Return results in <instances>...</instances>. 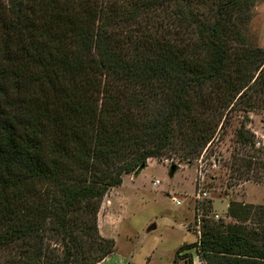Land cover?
Listing matches in <instances>:
<instances>
[{
    "label": "trees",
    "instance_id": "obj_1",
    "mask_svg": "<svg viewBox=\"0 0 264 264\" xmlns=\"http://www.w3.org/2000/svg\"><path fill=\"white\" fill-rule=\"evenodd\" d=\"M256 1L0 9V264H98L115 250L98 212L124 175L165 155L191 163L234 113L264 115V50L246 34ZM235 134L231 171L263 183V146L243 124ZM225 217L203 219L175 258L196 248L206 264H264V205L230 200Z\"/></svg>",
    "mask_w": 264,
    "mask_h": 264
},
{
    "label": "rangeland",
    "instance_id": "obj_2",
    "mask_svg": "<svg viewBox=\"0 0 264 264\" xmlns=\"http://www.w3.org/2000/svg\"><path fill=\"white\" fill-rule=\"evenodd\" d=\"M10 1L0 0V9L8 7ZM246 34L248 44L264 50V0L256 1ZM247 117L244 120L240 113H234L230 126L218 132L211 146L210 143L207 144V150L202 151H206L203 157L205 168L197 169L196 172L193 163L195 159L187 164L181 162L176 155H165L160 160L148 159L145 168L136 176L124 175L123 184L109 190L99 209L97 226L102 237L114 240L115 250L101 261L102 264H187L188 257L182 259V255H190L192 264H206L200 259L196 248L186 249L175 258L181 245L192 244L199 238L194 225L190 232L186 229L189 223L194 222V196L199 191L206 193L205 197L198 199L194 210L199 225L203 223V219L222 220L225 225L232 224L233 221L225 217L230 200L254 206L264 205V173L263 183H258L240 179L236 172L231 171V166L232 170H236L234 166L243 157L241 153L244 149L235 134L240 129V124L264 148V115L249 112ZM214 156L218 162L212 167ZM171 165L177 167L173 170L175 172L169 170ZM199 170H202L201 174ZM243 177L248 179V175ZM154 180L159 181L157 187L152 186ZM118 197L129 206V212L127 216L119 212L121 214L113 215L112 219L111 212L117 213L120 208L110 210V206L112 203L119 205ZM173 198L180 200L182 205H176ZM152 224L155 229L147 232ZM252 226L247 223V227Z\"/></svg>",
    "mask_w": 264,
    "mask_h": 264
},
{
    "label": "built area",
    "instance_id": "obj_3",
    "mask_svg": "<svg viewBox=\"0 0 264 264\" xmlns=\"http://www.w3.org/2000/svg\"><path fill=\"white\" fill-rule=\"evenodd\" d=\"M248 129H250L249 127H247ZM260 141H257L256 142V146H259L260 145ZM205 150H207V149H205ZM206 154V151L205 152H203L199 157H202L201 159H197V160H195L193 163H195L194 164V167H196V172H197V169H201V168H205L204 166H203V163H204V160H203V157H204V155ZM213 165H212V167H215V164L218 162V159H217V157L216 156H214L213 157ZM197 161V162H196ZM165 162H167V160H165ZM192 163V164H193ZM169 165H170V163H169ZM204 170V169H203ZM201 171L202 170H199V172H200V174H201ZM159 184V181L158 180H154L153 182H152V186L153 187H157V185ZM206 196V193L205 192H203V191H199L195 196H194V200H195V203L197 204V202H198V199L200 200V197H205ZM173 200V202L176 204V205H180V202L179 201H177L176 199H172ZM215 217L216 218H218V215H216L215 214ZM195 228H196V230H197V233H198V236L200 235V230H199V221L197 222V224L195 225Z\"/></svg>",
    "mask_w": 264,
    "mask_h": 264
},
{
    "label": "crops",
    "instance_id": "obj_4",
    "mask_svg": "<svg viewBox=\"0 0 264 264\" xmlns=\"http://www.w3.org/2000/svg\"><path fill=\"white\" fill-rule=\"evenodd\" d=\"M136 178V177H135ZM122 184H123V182H122ZM119 188V187H118ZM119 199H120V201H118L117 203H119V205H117V204H115L114 205V203H112V205L110 206V207H112L110 210H112L113 208H115V207H119L120 209H119V211L116 213V212H111L112 213V219H113V215H118V214H121V213H119V212H122V215H125V216H127V214H128V212H129V206L127 205V204H124L123 203V200H122V198L121 197H118ZM194 199V198H193ZM177 201H179L180 202V205L179 206H181L182 205V202L180 201V200H177ZM115 202V201H114ZM192 208H193V213H195V200H194V206H192ZM114 213V214H113ZM98 221L100 222V219L98 218ZM187 225V224H186ZM186 225H184L185 227H186ZM188 231H189V229L188 228H186ZM190 232V231H189ZM114 255V254H113ZM112 255V256H113ZM111 256V257H112ZM110 258V257H109ZM103 262H101V263H99V264H102Z\"/></svg>",
    "mask_w": 264,
    "mask_h": 264
},
{
    "label": "water",
    "instance_id": "obj_5",
    "mask_svg": "<svg viewBox=\"0 0 264 264\" xmlns=\"http://www.w3.org/2000/svg\"><path fill=\"white\" fill-rule=\"evenodd\" d=\"M170 170H174V166H171L170 167ZM155 229V225L154 224H152V225H150L148 228H147V232H149V231H152V230H154Z\"/></svg>",
    "mask_w": 264,
    "mask_h": 264
}]
</instances>
